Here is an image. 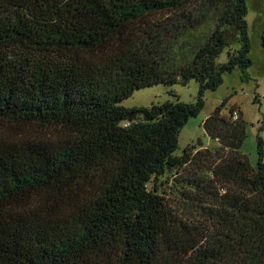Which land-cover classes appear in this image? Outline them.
Wrapping results in <instances>:
<instances>
[{
  "label": "trees",
  "instance_id": "16d2710c",
  "mask_svg": "<svg viewBox=\"0 0 264 264\" xmlns=\"http://www.w3.org/2000/svg\"><path fill=\"white\" fill-rule=\"evenodd\" d=\"M247 2L0 0V264H264L262 138L254 165L225 101L218 147L176 155L252 66ZM193 80L196 103L122 106Z\"/></svg>",
  "mask_w": 264,
  "mask_h": 264
},
{
  "label": "rangeland",
  "instance_id": "374dc122",
  "mask_svg": "<svg viewBox=\"0 0 264 264\" xmlns=\"http://www.w3.org/2000/svg\"><path fill=\"white\" fill-rule=\"evenodd\" d=\"M247 6L252 66L246 73L237 68L225 74L223 84L216 91L206 92L204 108L198 116L190 118L180 132L176 155H182L191 145L198 147L199 143L210 149L218 147V143L207 135L203 123L227 101L223 114L227 115L230 109H234L247 124V139L242 152L250 158L252 164L255 165L258 161V137L264 141V0H248ZM227 60L228 54L225 51L218 58V63H225ZM198 92L199 84L195 80L186 86L157 85L136 91L122 106L148 107L176 100L171 93L176 94L182 102L196 103Z\"/></svg>",
  "mask_w": 264,
  "mask_h": 264
},
{
  "label": "built area",
  "instance_id": "2783aa9c",
  "mask_svg": "<svg viewBox=\"0 0 264 264\" xmlns=\"http://www.w3.org/2000/svg\"><path fill=\"white\" fill-rule=\"evenodd\" d=\"M238 118H239V116H238V112L235 111V112H234V119H238Z\"/></svg>",
  "mask_w": 264,
  "mask_h": 264
}]
</instances>
